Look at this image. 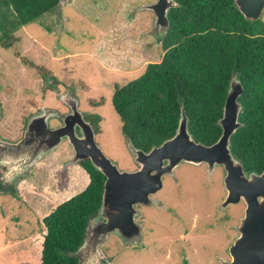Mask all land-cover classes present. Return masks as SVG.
Here are the masks:
<instances>
[{"label":"rangeland","instance_id":"1","mask_svg":"<svg viewBox=\"0 0 264 264\" xmlns=\"http://www.w3.org/2000/svg\"><path fill=\"white\" fill-rule=\"evenodd\" d=\"M154 1L73 0L65 6L63 20L48 13L16 33L20 37V55L0 46V138L11 141L21 137L27 119L43 108H56L63 117L68 108L55 88L70 87L67 91L72 89L75 93L77 89L76 96L73 95L80 99L79 109L88 121L91 113L104 115L102 131L96 135L104 152L121 169L134 170L137 164L129 152L126 136L120 131L121 121L111 93L114 84L139 77L148 63L162 59L161 48L151 34L154 13L141 8ZM23 56L47 67L49 78L28 67ZM82 81L88 86L82 85ZM83 88L89 90L81 94ZM102 97L107 99L104 106L90 105V100ZM74 155L73 147L65 143L52 163L39 165V161L32 167L27 183L22 181L18 185L20 198L7 193L0 197V250L8 252L7 259H0V264L27 261L22 254L27 253V247L33 254L29 239L34 240L39 253L41 236L32 237L31 230L34 225L42 226V216L37 217L27 207L32 209L33 199L42 207L49 201L60 198L65 201L70 197L65 192L76 189L82 180L79 166H70L65 171L68 170L63 164L65 158L69 156L68 161ZM0 167L4 174L7 167L1 164ZM217 169L210 179L205 167L183 163L176 172L179 181L165 176L164 188L159 196H153L161 204L145 206L138 218L144 226L143 245L128 246L112 236L104 247L110 264H186V261L187 264H223L221 259L231 260L230 247L235 241V225L240 224L236 222L243 205L220 208L226 188L224 172ZM21 179L15 184L5 183L11 187L6 191L13 190ZM222 216L225 226L219 224Z\"/></svg>","mask_w":264,"mask_h":264},{"label":"trees","instance_id":"2","mask_svg":"<svg viewBox=\"0 0 264 264\" xmlns=\"http://www.w3.org/2000/svg\"><path fill=\"white\" fill-rule=\"evenodd\" d=\"M59 2L0 0V46L20 55V37L16 33L48 13L57 17ZM178 2L180 5L169 12V32L163 40L156 39L161 61L148 63L139 77L112 87L111 99L121 121L120 131L138 148L148 151L175 134L184 102L195 140L211 145L221 136L217 121L223 116L230 81L236 73L244 86L239 100L244 107L240 120L245 126L233 135L232 150L246 171L260 173L264 171V18L248 21L235 0ZM22 59L28 67L49 78L47 67L24 56ZM82 85L88 86L83 81ZM87 90L83 88L81 94ZM106 100L92 99L90 105L102 107ZM87 118L99 135L104 115L91 113ZM65 143L38 164L52 163ZM74 166H79L82 180L78 190L65 192L68 199L49 201L42 207L33 199L32 209L27 207L37 217L42 216V226L34 225L31 230L32 237L40 235L41 241L38 253L34 240H27L33 254L27 247V253L22 254L27 261L22 264H80L77 251L85 240L89 220L99 213L106 176L90 159ZM29 177L21 179L11 191L0 189V197L7 193L20 198L18 185L22 181L27 183ZM7 254L0 250V259H7Z\"/></svg>","mask_w":264,"mask_h":264},{"label":"water","instance_id":"3","mask_svg":"<svg viewBox=\"0 0 264 264\" xmlns=\"http://www.w3.org/2000/svg\"><path fill=\"white\" fill-rule=\"evenodd\" d=\"M72 1L60 0L56 8L59 21L64 17L65 6ZM235 3L248 21L264 18V0H235ZM179 5L178 0H155L141 7L154 13L151 34L158 41L163 40L171 28L170 10ZM243 92L241 78L233 73L223 116L217 121L222 133L211 145L195 140L184 102L181 103L175 134L160 145L146 151L126 136L129 152L137 164L136 169L126 170L121 169L98 144L97 132L79 109L80 99L74 97L73 90L63 93L57 89L59 99L70 109L62 117V125L50 127L52 119L60 118V111L47 107L32 115L19 141L0 138V164L7 167L3 174L4 183L15 184L20 178H26L36 163L68 141L75 155L65 163L66 169L90 159L93 166L106 176L99 213L89 220L85 240L77 251L80 264H110L104 247L112 236L128 246L142 243L144 226L138 220L142 210L136 206L161 204L153 196L164 188L165 176H176L177 168L183 163L195 166L205 164L209 177L222 166L228 193L220 208L226 209L242 201L246 203L244 216L240 224L235 225L240 236L230 247L232 259H221L222 263L264 264V171L247 172L232 150L233 135L245 126L240 120L244 107L239 98Z\"/></svg>","mask_w":264,"mask_h":264},{"label":"flooded vegetation","instance_id":"4","mask_svg":"<svg viewBox=\"0 0 264 264\" xmlns=\"http://www.w3.org/2000/svg\"><path fill=\"white\" fill-rule=\"evenodd\" d=\"M63 20V19H62ZM58 83V82H57ZM70 87H66V88H58V87H56L55 88V90H57V89H63V91H67V89H69ZM75 89V88H74ZM76 90L77 89H75V93H74V91H73V94H75V96H76ZM81 105V104H80ZM66 106V105H65ZM67 108H68V111H66V112H64L63 114H66L67 112H69L70 111V109H69V107L68 106H66ZM27 124H28V119H27V121H26V124H25V127H27ZM63 124V122H62V117H60V118H56V121L54 120V119H52L51 121H50V127H52V128H56V127H58V126H60V125H62ZM26 129V128H25ZM77 131H80V129L79 128H77ZM24 133H25V131H24ZM24 133H23V135L21 136V137H19V138H17V139H15V140H11L12 142H17V141H19L20 139H22L23 138V136H24ZM65 143V142H64ZM63 143V144H64ZM68 143V142H67ZM67 162V161H66ZM65 162V163H66ZM201 166H203V167H205V169H207V166L205 165V164H203V165H201ZM136 168H137V165H136ZM136 168H134V169H136ZM218 169H221L223 172H224V177H225V170H224V168L223 167H219ZM217 169V170H218ZM66 172H67V170H65ZM176 172H177V170H176ZM248 172V171H247ZM249 172H251V171H249ZM263 172V171H262ZM216 173V172H215ZM261 173V172H260ZM176 175H177V173H176ZM214 176V175H213ZM213 176L210 178V179H212L213 178ZM208 178H209V176H207ZM173 179L175 182H177V181H179V177L178 176H168V179ZM223 182H224V179H223ZM0 189H2V190H6V189H9V188H11L10 186H8V185H6L5 183H4V180H3V174H2V168L0 167ZM160 193V192H159ZM159 193H157L156 195H154V196H159ZM227 190H226V196L224 197V200L223 201H221V202H224L225 201V199H226V197H227ZM220 202V203H221ZM238 205H243V210H242V214L238 217V219H237V222H236V224L237 223H240V219L242 218V216H244V213H245V210H246V203L244 202V201H242L240 204H238ZM221 206V205H220ZM144 207L145 206H138V208L139 209H141L142 210V212H144ZM230 207V206H229ZM225 211V210H224ZM223 212V211H222ZM143 214V213H142ZM224 218V216H222V217H220L219 219H221V222L219 221V224H221V223H223V224H221L222 226H225V219L224 220H222ZM223 221V222H222ZM220 225V226H221ZM190 233V232H189ZM240 233L237 231H235V237H234V240L236 239V237L239 235ZM193 240V239H192ZM144 241L145 240H143V242H142V245H143V243H144ZM188 241H190V240H186V242H188ZM142 245H140V246H142ZM136 247H138V246H136ZM230 254V253H229ZM229 259H232L231 258V254L229 255ZM188 262L186 261V264H187Z\"/></svg>","mask_w":264,"mask_h":264}]
</instances>
